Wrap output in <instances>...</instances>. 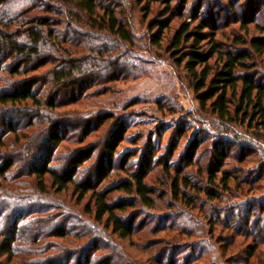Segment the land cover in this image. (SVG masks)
<instances>
[{"label": "trees", "instance_id": "obj_1", "mask_svg": "<svg viewBox=\"0 0 264 264\" xmlns=\"http://www.w3.org/2000/svg\"><path fill=\"white\" fill-rule=\"evenodd\" d=\"M133 1L0 0V264H123L115 241L131 238L145 225L140 222L141 211L135 208L158 207L162 198L146 181L155 161L153 145L148 143L139 150L136 159H131L136 156L133 152L116 163L117 148L127 132L124 116L77 114L63 119L55 111L81 105L101 85L131 78L122 70L133 72L136 64ZM137 1L138 8L147 13L152 12L153 3L164 6L163 14L168 17L155 21L158 29L149 33L147 41L160 46L166 40L177 64L189 74L201 110L220 123L264 127V81L254 63L264 52L263 0H224L217 3L219 10L207 4L201 8L202 3L189 10L191 0L174 4V0ZM230 18L245 30L253 24L263 35L248 39L234 35L233 43L226 46L216 37ZM175 19L177 27L170 33ZM203 43L208 45L206 49H202ZM93 53L111 61L103 67ZM87 129L104 130L106 137L103 158L97 170L91 171L94 178L90 173L79 175L94 146L80 145L57 155L72 134L68 133L77 130L81 144L89 135ZM202 143L194 134L187 145L185 166L195 164ZM235 145H239L235 140L213 144L212 166L206 175L210 183H215L218 173L219 183L226 189L235 179L222 169ZM54 157L58 163L53 164ZM165 170L170 172L167 165ZM174 172L171 193L192 204L190 189L199 187L180 175L182 170ZM113 175L118 177L112 179ZM70 185L78 193L77 202L89 194L87 202L82 209L65 206L69 212L63 215L51 213L53 203L42 201L40 194L61 193ZM27 190L29 195L22 197ZM199 191L210 201L220 199L214 191ZM115 192L121 195L112 197ZM130 210L131 215L127 214ZM156 218L161 230L171 225L165 221L169 217ZM150 230L141 233L156 234ZM158 240L148 239L141 251L158 246ZM178 256L170 248L156 260L164 264Z\"/></svg>", "mask_w": 264, "mask_h": 264}, {"label": "rangeland", "instance_id": "obj_2", "mask_svg": "<svg viewBox=\"0 0 264 264\" xmlns=\"http://www.w3.org/2000/svg\"><path fill=\"white\" fill-rule=\"evenodd\" d=\"M177 1L180 0H174L172 3ZM241 1L248 3V0ZM223 2L225 1L191 0L187 2V9L197 8L202 3L201 8L207 4L213 10H219L221 5L217 3ZM133 5L137 10L132 12L133 30L138 39V45L132 48V51L137 52L136 64L133 72L122 70L124 73H130L131 78L123 82L104 84L105 88L101 85L99 90L88 93L81 105L55 110L63 119L72 118L77 114H86L87 117L124 116L127 120V132L125 140L117 148L119 157L118 160L116 158V163L123 162L122 159L133 152H136V156L131 159H136L138 151L148 143L154 147L153 170L148 174L146 181L154 185L157 195L162 199L153 210L144 207L141 210L135 209L141 211L140 222H145L142 230L151 229L150 231H156V234L147 231L141 233L140 230L129 239L117 238L115 242H118L117 252H121L122 263L129 264L125 263V260H129L131 264H159L156 260L158 255L172 248L178 251L180 256L164 264H264V127L249 128L247 125L220 123L213 114L201 110L192 80L183 65L177 64L175 55L166 45V40L160 46L147 41L149 33L158 29L154 26L155 21L168 17L163 14L164 6L153 3L152 12L147 13L138 8L141 6L137 0L133 1ZM262 9L264 10V5ZM234 20L230 18L229 23L225 21L216 37L226 46L230 47L233 43L234 35L243 37L242 39L263 35L253 24L248 25L245 30ZM177 24L178 19L170 24V33L176 29ZM205 47L208 45L203 43L202 49H206ZM91 56L103 67L106 62L111 61L101 54L93 53ZM254 63L255 71L264 81V52ZM103 88L113 90L105 92ZM87 133L89 135L81 144L78 142L81 134L77 130L68 133L67 135H71L59 147L57 155L80 145L94 146L93 155L84 162L79 174L90 173L89 177L94 178L96 174L91 171L97 170L98 162L103 158V143L106 137L104 130L87 129ZM194 134L198 135L203 143L194 157L195 164L187 167L185 153ZM232 140L237 141L239 145L231 147L230 158L222 169L233 174L235 179L230 180L226 189L219 183L221 173L217 174L215 183H210L206 175L211 165L213 144L226 141L231 143ZM58 161L56 157L52 159L53 164ZM165 165L170 169L169 173H166ZM174 170H182L180 175L187 176L199 189L214 191L220 199L210 201L199 189H190V205L184 203L183 198H176L171 193ZM200 177H203V181L199 182ZM181 188L184 190L183 186ZM28 193L29 190L21 196L26 197ZM40 195L42 201L53 203L51 213L59 215L69 212L65 210V206L70 209H82L89 197V194H86L80 203L77 202L78 193L74 192L72 185L61 193L50 190L47 194ZM117 195L116 192L112 193V197H118ZM132 213L134 212L130 210L127 214ZM158 216L169 217L165 221L171 222V225L164 230H161L160 226L156 227ZM141 234L142 238L139 236ZM153 237L161 239L158 240L161 243L148 248L147 252L141 251L148 245L147 240Z\"/></svg>", "mask_w": 264, "mask_h": 264}]
</instances>
